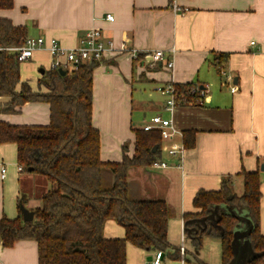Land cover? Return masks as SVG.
Masks as SVG:
<instances>
[{
  "label": "crops",
  "instance_id": "0c3cea01",
  "mask_svg": "<svg viewBox=\"0 0 264 264\" xmlns=\"http://www.w3.org/2000/svg\"><path fill=\"white\" fill-rule=\"evenodd\" d=\"M173 1L179 12L172 9ZM107 15H113L114 21H108ZM0 17L25 27L27 37L55 38L64 47L76 46L90 29L101 30L117 46L125 43L140 51L175 47L173 76L165 63L153 66L145 57L135 60L128 54L108 57L96 68L93 124L100 131L101 160L121 162L124 145L133 156L138 129L132 120L135 107L143 113L144 125L155 115L172 118L183 133L179 141L185 143L184 134L195 132V146L186 147L183 168L168 153L171 141L162 140L161 160L171 167L134 168L129 181L139 187L142 199L165 200L171 209L168 240L180 246L184 236L186 245L185 259L174 264H223L220 240L207 237L198 250L188 238L199 228L217 225L222 211L238 217L234 239L238 232L242 246L252 248L249 235L254 224L248 212L221 204L206 218L187 220L185 214L196 211L193 201L199 191H220L224 179L231 176L240 195V174L259 171L264 234V0H14L13 8L0 10ZM51 61L48 51H35L31 59L21 62V81L36 90L39 79L34 83L22 66L27 71L37 69L41 78L40 69L49 70ZM172 80L175 85L199 86L204 92L200 104L178 105L173 113L167 112V97L160 88ZM10 101L0 96V105ZM50 117L49 104L28 102L18 113H0V122L48 126ZM19 166L16 144H1L0 218L22 216L21 203L31 211L41 208L43 194L55 188L46 177ZM104 235L122 238L125 230L108 220ZM136 249L129 243L127 255L136 252L144 261L152 256ZM167 261L175 260L164 258L163 264ZM0 264H39L37 243L23 240L6 248L0 242Z\"/></svg>",
  "mask_w": 264,
  "mask_h": 264
},
{
  "label": "trees",
  "instance_id": "16d2710c",
  "mask_svg": "<svg viewBox=\"0 0 264 264\" xmlns=\"http://www.w3.org/2000/svg\"><path fill=\"white\" fill-rule=\"evenodd\" d=\"M14 0H0V10L11 9ZM27 29L0 17V96L11 98L0 105V113H18L28 102L50 105L48 126H15L0 122V145L17 146V161L23 171L46 177L55 188L42 196V207L34 210V220L0 218V242L13 247L18 241H35L39 264H127L129 243L150 255L162 251L164 258L182 260L180 246L168 240L172 212L165 200H144L139 187L129 181V171L149 168L161 161L162 138L159 132L136 129L135 151L121 162L101 160L100 131L93 124V78L100 63H83L77 70H46L35 90L21 81L18 54L5 48L24 44ZM176 87L178 105L200 104V93L192 84ZM185 145L195 146V132L184 134ZM158 146L156 153L153 148ZM32 169V170H30ZM260 172L243 171L242 193L234 188L232 177L224 179L220 191L201 190L194 198L196 209L186 213L187 220L209 217L216 206L228 204L248 212L254 229L249 240L257 256L249 264H264V234L260 230L262 179ZM23 204V203H21ZM108 220L125 230L122 238L104 235ZM239 224L236 215L222 211L217 225L199 228L188 238L198 250L207 237L222 243L223 264L234 259V232ZM200 264H206L199 261Z\"/></svg>",
  "mask_w": 264,
  "mask_h": 264
},
{
  "label": "built area",
  "instance_id": "2783aa9c",
  "mask_svg": "<svg viewBox=\"0 0 264 264\" xmlns=\"http://www.w3.org/2000/svg\"><path fill=\"white\" fill-rule=\"evenodd\" d=\"M172 9H174L175 12H179L181 8L173 1ZM106 19L108 21H114V16L107 15ZM2 49L3 48L0 47V50ZM5 50L17 53L20 62L31 59L35 51H48L52 56L50 69H62L65 71H69L70 69H72L71 71L77 70L79 65L83 63H101L113 55L128 54L135 60L140 57H145L153 66L159 63H165L167 69L171 71L172 76L175 68L174 55L176 54L175 47L168 50L140 51L134 47H128L125 43L117 46L112 39H106L103 32L99 29H90L80 36L77 45L74 47H64L60 41L55 38L50 39L44 36H38L27 37L23 45L5 48ZM167 56H171V58H167ZM173 81L174 80L160 88L161 94L167 97L165 110L169 113H173L178 106L176 100V87ZM191 90L200 93V95L204 93L199 86L193 85ZM143 130L159 132L163 141H171L172 145L168 153L172 157L178 159V164L176 166L180 169L183 168L186 146L183 141L181 142L178 140L182 139L183 133L176 128L172 118L155 115L143 126ZM153 167L157 169H166L171 167V165L169 162L161 160L156 161ZM19 169L22 170L23 168L19 166ZM6 171V168H4L2 177L6 176ZM180 248L184 256L186 251L184 236ZM163 259V252L158 251L151 256V260H146L143 264H163Z\"/></svg>",
  "mask_w": 264,
  "mask_h": 264
},
{
  "label": "water",
  "instance_id": "95a60500",
  "mask_svg": "<svg viewBox=\"0 0 264 264\" xmlns=\"http://www.w3.org/2000/svg\"><path fill=\"white\" fill-rule=\"evenodd\" d=\"M41 74H44L45 69H40ZM59 72L63 75L66 74L65 70L60 69ZM158 149V146L156 145L153 148V153H156ZM262 169L264 170V165L262 167ZM32 170V169H30ZM20 210L22 212L23 215V219L24 221L27 222H31L34 220L35 217V213L29 209H27L24 204L20 205ZM239 238V233L236 232V238L233 241L232 247H233V252H234V260L232 264H249L251 262L252 259H254L257 254L254 253V251L252 250L251 246L246 244L245 246H242V244L240 243L239 240H237ZM247 246V250L245 252V247ZM148 260H151V257H149Z\"/></svg>",
  "mask_w": 264,
  "mask_h": 264
},
{
  "label": "rangeland",
  "instance_id": "374dc122",
  "mask_svg": "<svg viewBox=\"0 0 264 264\" xmlns=\"http://www.w3.org/2000/svg\"><path fill=\"white\" fill-rule=\"evenodd\" d=\"M26 67L25 66H22V69L27 72V75L29 78H34V83L40 79V74L39 72L36 70H30V71H27L25 69ZM72 69L69 70V72H72L71 71ZM142 118H143V113L141 112V110L137 107H135L134 109V113H133V122L136 124L135 127L138 128V129H143V126H144V123L142 121ZM131 127V125H130ZM164 147V145H162ZM162 147V149H164ZM27 209L28 207L26 205H24ZM134 251H139V249H136ZM146 261V260H145ZM142 258L138 257L136 252H131L129 253V256H128V264H143L145 262ZM174 263H177L176 261H167L166 264H174Z\"/></svg>",
  "mask_w": 264,
  "mask_h": 264
}]
</instances>
